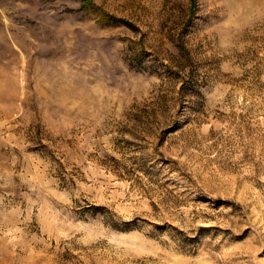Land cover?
Masks as SVG:
<instances>
[{
  "label": "rangeland",
  "instance_id": "374dc122",
  "mask_svg": "<svg viewBox=\"0 0 264 264\" xmlns=\"http://www.w3.org/2000/svg\"><path fill=\"white\" fill-rule=\"evenodd\" d=\"M0 264H264V0H0Z\"/></svg>",
  "mask_w": 264,
  "mask_h": 264
}]
</instances>
